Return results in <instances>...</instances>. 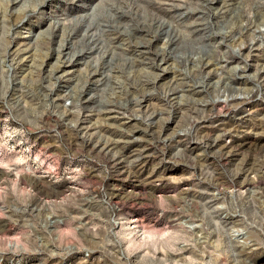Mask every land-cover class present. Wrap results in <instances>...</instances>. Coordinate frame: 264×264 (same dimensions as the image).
<instances>
[{
  "label": "rangeland",
  "instance_id": "1",
  "mask_svg": "<svg viewBox=\"0 0 264 264\" xmlns=\"http://www.w3.org/2000/svg\"><path fill=\"white\" fill-rule=\"evenodd\" d=\"M0 264H264V0H0Z\"/></svg>",
  "mask_w": 264,
  "mask_h": 264
},
{
  "label": "bare ground",
  "instance_id": "2",
  "mask_svg": "<svg viewBox=\"0 0 264 264\" xmlns=\"http://www.w3.org/2000/svg\"><path fill=\"white\" fill-rule=\"evenodd\" d=\"M118 12H120L121 14H124V12H122V11H118ZM117 14V13H116ZM117 16V15H116Z\"/></svg>",
  "mask_w": 264,
  "mask_h": 264
}]
</instances>
